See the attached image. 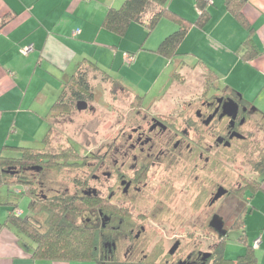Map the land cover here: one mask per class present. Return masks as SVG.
Segmentation results:
<instances>
[{
  "label": "flooded vegetation",
  "instance_id": "af4514ba",
  "mask_svg": "<svg viewBox=\"0 0 264 264\" xmlns=\"http://www.w3.org/2000/svg\"><path fill=\"white\" fill-rule=\"evenodd\" d=\"M181 102L179 107L167 100L134 107L92 162L75 163L84 178L73 176L71 194L47 188L97 202L82 216L87 222L99 218L104 258L116 264H157L163 258L160 248L167 250L165 264L205 263L222 234L220 200L233 198L228 204L239 202L244 209L249 179L264 171L258 156L264 153V126L251 106L220 86H204L199 97ZM85 103L80 106L90 108ZM227 165L230 175L222 172ZM33 170L47 197V170L39 164ZM207 232L212 242L204 258Z\"/></svg>",
  "mask_w": 264,
  "mask_h": 264
},
{
  "label": "crops",
  "instance_id": "0c3cea01",
  "mask_svg": "<svg viewBox=\"0 0 264 264\" xmlns=\"http://www.w3.org/2000/svg\"><path fill=\"white\" fill-rule=\"evenodd\" d=\"M123 2L0 0V151L5 146L31 147V143L42 141L48 129L46 116L62 91L63 79L75 72L82 59L97 62L103 70L108 69L109 63L112 69L115 67L111 55L118 56L120 42L128 32L119 37L105 29L102 23L108 10L120 7ZM169 7L190 21H196L199 16L196 0H171ZM208 10L211 18L207 24L204 27L193 24L182 40L179 51L183 55L174 59L175 66L181 61L187 63V59L191 60L188 64L198 65L203 71L207 66L219 75L221 88L236 95L264 119V0H246L242 8L254 29L258 49L250 60H244L241 55L249 32L227 10L224 0H214ZM135 23L139 25H131L135 31H140L141 27L145 38V25ZM176 28L174 22L161 20L153 32L147 30L146 44L152 38L149 47L144 40L133 51L157 54L154 51L164 35ZM152 33L155 36L152 37ZM28 46L31 50L24 54L22 51ZM126 51L134 56L132 50ZM8 152L18 153L6 151L4 154ZM261 179V189L247 197L244 207L247 208L244 228L248 242L252 244L260 236L262 240L256 248L258 264H264V171ZM5 187L0 185V202L16 198L9 195ZM236 251L239 255L245 251L242 242L236 246ZM0 264L97 263L35 258L28 241L3 227L0 229Z\"/></svg>",
  "mask_w": 264,
  "mask_h": 264
},
{
  "label": "trees",
  "instance_id": "16d2710c",
  "mask_svg": "<svg viewBox=\"0 0 264 264\" xmlns=\"http://www.w3.org/2000/svg\"><path fill=\"white\" fill-rule=\"evenodd\" d=\"M170 1L124 0L120 7H113L108 10L102 26L119 37H123L128 32L132 23L139 22L144 24L148 33H151L156 29L161 20L168 19L174 22L177 28L162 40L154 52L163 56L168 61L174 60L182 54L179 51V46L190 27L193 24L204 27L210 20L211 15L206 0H196V7L199 11L196 21L187 20L173 11L169 7ZM245 1L224 0V4L227 10L249 32L248 38L242 48L243 54L241 55L244 60H250L252 56L257 54L258 49L254 40V29L248 23L242 11ZM4 21L5 19L2 20V23ZM205 68V88L219 87V75L207 66ZM93 71L96 72L95 77L100 75L104 79H108L115 86L122 85L120 78L111 76L97 62L88 58L82 59L77 64L75 72L63 79L62 91L46 116L48 129L41 141V146H5L0 151V185H6L9 195L18 193L22 196H28V207L33 216H44V226H42L33 217L24 218L23 213L17 215L16 210L19 208L18 200L14 201L9 197L10 199L0 202V207L5 206L7 208V215L0 222V229L3 227L9 228L20 238L28 241L32 255L35 258L116 264L104 258L105 247L103 246V239L105 231L99 218L91 219L90 222H87V219L82 216L85 208L96 207L97 202L86 197L75 199L67 193L65 195L53 193L44 197L39 191L40 186L34 173L36 170L32 171V169L37 167V164L45 167L47 171L55 169L57 172H63L66 169H75V163L79 161H70L71 159H78L76 149L72 147L67 149L62 148L57 150V154H55V152L51 151L52 149L48 148L52 140L51 132L53 124L51 121L58 119L61 113L68 112L72 107L75 106L77 108L76 104L79 101H87L89 103V101L91 102L94 99V86L91 83V72ZM144 97L135 94L132 103L143 105ZM6 151H16L19 154L18 156L6 155L4 154ZM252 156L256 155L252 154ZM258 156L261 160L259 170L263 171L264 153H258ZM256 166L257 164L253 167L254 170H257ZM15 186H19V191L13 190ZM261 187V177L255 176L254 178H250L247 185L248 196L252 197ZM246 211L247 208L242 209L230 226L231 229H241L239 240L243 243L245 251L238 255L236 259L226 257L225 247L230 237L228 233H222L217 240L218 244L215 250L212 251L211 258L206 260L205 263L196 264H258L256 250L248 242L245 233Z\"/></svg>",
  "mask_w": 264,
  "mask_h": 264
},
{
  "label": "rangeland",
  "instance_id": "374dc122",
  "mask_svg": "<svg viewBox=\"0 0 264 264\" xmlns=\"http://www.w3.org/2000/svg\"><path fill=\"white\" fill-rule=\"evenodd\" d=\"M168 20V19H166ZM170 21V20H169ZM132 25H139L133 23ZM130 27L126 37L120 42V51L118 56L111 59L116 63L115 67L112 69L110 63L107 70L111 76L115 78H120L123 82V86L113 85L108 79H104L102 76L98 75L95 77L96 72H91V83L94 86V99L89 104L90 108L81 110L77 109L75 106L71 108L68 112L61 113L58 119H53V130L51 132L52 140L48 148L57 154V150L62 148H74L77 147L78 159H74L70 162H92L94 160L93 156L98 155L99 151H102V146L107 140V135L112 133L115 129L121 127V120L123 118H129L138 104H133L132 100L135 94H139L144 97V105L152 104L154 102H159L160 100H167L170 105L179 107L182 104V100L191 101L199 97L204 91L205 84V71H203L198 65H191V60L187 59V63L183 61L178 62L175 66V60L168 62L161 60L158 54H153L147 51L135 50L141 42H143L147 36V29L144 30L140 27V31L136 30L134 26ZM156 33V32H155ZM155 36L154 33H152ZM164 35L163 38H165ZM145 46L149 47V41ZM162 40V39H161ZM126 50H132L134 53V58L130 61L123 59L124 54L127 53ZM137 50V49H136ZM183 55V52H181ZM122 59V60H121ZM168 61V60H167ZM106 66V67H107ZM172 76H174L173 79ZM173 80V81H172ZM116 87V88H115ZM123 87V88H121ZM181 100V101H179ZM56 101V100H55ZM59 113V112H56ZM262 121V126H264V119L258 116ZM264 128L262 129V131ZM23 132V131H22ZM31 147H40L41 142L31 143ZM11 156H18L19 153H6ZM224 167L225 165L222 164ZM230 165H227L226 169L222 168L223 174L226 173L230 175ZM246 173L250 174V170L241 169ZM44 177L46 186V193L50 195L56 191H49L47 188H56L61 191L66 190L69 194L73 192V181L72 177L79 173L80 177H83V170L79 169L76 172L75 169H66L63 172H57L55 169H50ZM224 181V179H223ZM17 187H13L16 191ZM7 189V187H5ZM16 198L14 201L18 200L19 208L23 211V217L28 216L33 217L37 222H40L44 226V216H33L32 212L29 210V197L22 196L18 193H13ZM229 195L226 196H230ZM233 198L228 197L227 200L225 196L220 200L221 202V213L219 215L220 221L223 223L221 230L223 233H228L230 240L225 247V255L228 258L236 259L239 253L236 251V246L241 242L239 236L241 234V229H231L230 226L233 221L237 218L238 212H240L241 206L236 203H231L230 200ZM226 200V201H225ZM1 214L0 218L4 217L7 213V208L5 206L0 207ZM1 221V220H0ZM212 232V231H211ZM212 233L207 232L205 240V252L209 251V244L212 242ZM161 249V257L157 264H163L168 258L166 256L167 250ZM256 250V249H255ZM165 255V256H164ZM160 256V255H159Z\"/></svg>",
  "mask_w": 264,
  "mask_h": 264
},
{
  "label": "built area",
  "instance_id": "2783aa9c",
  "mask_svg": "<svg viewBox=\"0 0 264 264\" xmlns=\"http://www.w3.org/2000/svg\"><path fill=\"white\" fill-rule=\"evenodd\" d=\"M207 1V5L208 6H210V5H212L213 4V1L214 0H206ZM31 50V46H28V47H25L24 49H23V53L24 54H28V52ZM134 58V56H132L131 54H129V53H126V54H124V59L126 60V61H129V63H130V61L132 60ZM16 214L17 215H21L22 214V211L18 208L17 210H16ZM261 236L260 237H258V238H256L254 241H253V243H252V246L256 249V248H258L259 247V245H260V243H261Z\"/></svg>",
  "mask_w": 264,
  "mask_h": 264
},
{
  "label": "water",
  "instance_id": "95a60500",
  "mask_svg": "<svg viewBox=\"0 0 264 264\" xmlns=\"http://www.w3.org/2000/svg\"><path fill=\"white\" fill-rule=\"evenodd\" d=\"M230 101L235 105V107H237L238 108V103L234 100V99H230ZM83 105V106H86V103L85 102H78L77 103V105H78V109L79 110H81V106L80 105ZM83 108H85V107H83ZM224 192H222V193H220L221 195L223 194ZM221 195H219V196H221ZM176 246L177 245H175L174 247H173V249H172V253L176 250ZM205 256H204V258H207V257H209L210 256V253H208V252H206L205 254H204Z\"/></svg>",
  "mask_w": 264,
  "mask_h": 264
}]
</instances>
